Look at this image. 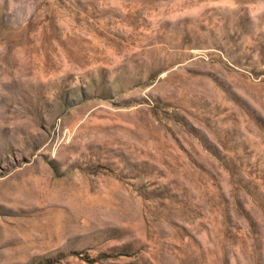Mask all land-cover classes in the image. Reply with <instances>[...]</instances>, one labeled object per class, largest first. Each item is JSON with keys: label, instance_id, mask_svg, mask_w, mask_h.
<instances>
[{"label": "rangeland", "instance_id": "374dc122", "mask_svg": "<svg viewBox=\"0 0 264 264\" xmlns=\"http://www.w3.org/2000/svg\"><path fill=\"white\" fill-rule=\"evenodd\" d=\"M0 0V264H264V0Z\"/></svg>", "mask_w": 264, "mask_h": 264}, {"label": "clouds", "instance_id": "9594fccd", "mask_svg": "<svg viewBox=\"0 0 264 264\" xmlns=\"http://www.w3.org/2000/svg\"><path fill=\"white\" fill-rule=\"evenodd\" d=\"M17 0H9L10 8H9V15H12L13 8L11 6H14Z\"/></svg>", "mask_w": 264, "mask_h": 264}]
</instances>
